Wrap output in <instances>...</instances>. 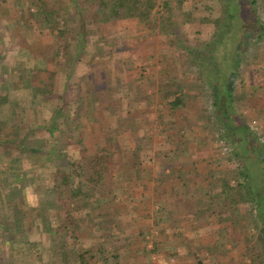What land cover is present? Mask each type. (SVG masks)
Listing matches in <instances>:
<instances>
[{"label":"rangeland","instance_id":"rangeland-1","mask_svg":"<svg viewBox=\"0 0 264 264\" xmlns=\"http://www.w3.org/2000/svg\"><path fill=\"white\" fill-rule=\"evenodd\" d=\"M47 1L49 4L61 2L60 5L70 11L53 26L54 29L69 30L66 38L59 39L57 30L52 33L48 26L42 27L29 20L25 3L6 0L1 3L2 6L0 4V129L6 128L3 116L7 103L17 115L14 122H9L14 127V135L32 138L34 144L44 150H67L72 159L80 156L85 145L89 147L92 144L95 149L112 151L115 154L114 164L106 170V189L96 191V197L101 200L92 209V218L118 210L120 218H123V227L120 225L119 228L121 237L132 233L127 228L125 212L132 210L134 194L138 196L145 189L152 188L149 178H157L156 173L162 172L157 167L160 162L171 166L164 170L169 175L177 171L182 175L183 170L184 173L191 170L190 165L196 167L191 175L198 180V185L193 191L205 194L203 197L220 192L218 176H209L208 170H204L205 164H212L214 159L218 171L230 176L237 175L236 167L240 168V164L234 156V147L226 142L228 134L223 123L220 124L214 117V109L209 103L211 90L204 85L188 51L208 41L214 27L183 24L185 17L182 13L191 8L196 17L214 18L217 16V12L213 11L218 9L217 2L188 0L181 9L175 8L171 19L177 26L183 25L176 35L161 32V18L167 14L163 3L177 6L175 0H156L158 5L151 12V20L145 24L136 18L110 22L102 26L100 34L89 24L83 49L78 53L80 56L73 60L76 43L69 34L76 22L71 13V3L68 0ZM258 9L264 25V0H259ZM58 13L55 15L58 16ZM13 26L37 55L25 50L26 55L19 53L12 40ZM242 39L249 44L250 52L229 79L232 78L231 86L235 85L233 99L236 102L240 101L239 96L248 92L249 84L262 88L250 101L237 104L241 117L254 133L256 152L253 155H256L264 153V34L247 32L242 34ZM217 55L215 52L208 54V65L213 70L214 61L218 62ZM194 58L197 59V56ZM46 69L56 74L52 89L25 85V79L35 76L45 85V81H49ZM53 94L63 95L68 103L62 120L52 117L56 100L45 104L43 99L45 95ZM174 98L184 100L186 107L183 110L171 109V112L167 104ZM247 105H252L254 110L248 109ZM51 125L56 126L53 134ZM28 128L32 133L25 136ZM173 132L176 135L170 140ZM239 136L231 135L230 138ZM19 157L17 152L0 151V264H20L23 261L47 264L44 261L47 223L58 210L53 193L48 191L53 169L32 165L27 159H20L22 167L11 168L10 160ZM225 174L221 176L225 177ZM210 181H213L212 185H207ZM255 188L264 196L262 181ZM241 191L240 195L235 192L230 194L228 201L209 199L208 204L203 206V215L214 217L218 228L225 224L222 227L225 229L202 234L185 231L184 239L194 240L197 246L201 245L200 235L204 244L209 242L210 237L216 242L211 250H207L212 264H264L262 228L256 223L254 199ZM109 198H113L112 201ZM216 203L218 207L214 206ZM156 209L153 207V210ZM150 211L144 214L145 221L151 222L155 218L156 215H151ZM29 213L34 225L32 233L26 230ZM56 213L60 221L64 220V214L60 211ZM75 213L81 223L77 230L80 243L97 244L100 228L95 221L98 219L90 225L83 212L75 210ZM17 219L22 221V225L16 228ZM18 231L22 233L23 243L36 246H32V252L27 256L26 251L16 250L24 246L17 242L14 232ZM139 232L137 237L116 243L120 250L138 249L130 252V264H166L174 256L177 264H182L171 251L174 246L157 248L153 245L155 237L151 232ZM128 241L133 244L129 245ZM38 244L42 245L40 250Z\"/></svg>","mask_w":264,"mask_h":264},{"label":"trees","instance_id":"trees-1","mask_svg":"<svg viewBox=\"0 0 264 264\" xmlns=\"http://www.w3.org/2000/svg\"><path fill=\"white\" fill-rule=\"evenodd\" d=\"M4 1L6 0H0V4L2 2L5 3ZM18 1L21 2V4L25 3V11L29 20H33L42 27L48 26V29L51 30L52 33L54 30H57V38L59 39L66 38L68 35L67 31L69 30L64 31L61 29H54L53 27L60 17L70 12L66 11L65 6L60 5L61 2L59 4L56 2L49 4L47 0ZM68 1L71 3V8H73L71 13H73L76 22L74 29L71 30V34H69L71 35L70 39L76 43L74 46L75 48H73V50L75 49L76 56L73 60H77L80 56L78 53L83 49L89 24H92L99 34L102 26L110 22L136 18L140 23L145 24L151 20V12L158 5V1L156 0ZM175 1L177 6H170L167 2L163 3L167 14L161 18V32L166 34L176 35L183 26L182 24L177 26L176 23L172 21L171 17L173 16V10L175 8L181 9L183 3L188 0ZM213 1H216L218 4V9L213 10L217 12L216 17H196L193 10L190 8L182 12L185 17L184 23H182L205 24L214 27L213 33L208 41L202 42L200 45L193 48H189L188 51L191 55V59H193L194 67L201 74V79L205 83L204 85H208V88L211 90L209 103L211 108L214 109V117L220 124L223 123L228 134L226 142L234 147V156L238 160L237 162H239L240 168L236 167L237 175L230 176V174L228 175L227 173L225 174L222 171H218L219 168L216 167L217 164L214 163L215 160L213 159V161H211L212 164H205L204 170H208L207 174L209 176H218L217 183L221 189L220 192L218 191L215 193L213 196L214 199L217 198L219 199L218 201L226 199L228 201L231 197L230 194L235 192L240 195L242 192L241 190H243L245 194L253 196V206L256 212L255 219L257 221L256 223L262 228L261 239L264 248V196L261 195L259 189L255 188V185L260 184V181L264 184V153L253 155L256 152L254 133L249 129L245 119L241 117L237 109L238 103L250 101V99L255 96V93L262 88L259 89L257 85L249 84L247 86L248 92H244L241 97L239 96L238 99H240V101L238 100V102L233 99L235 85L233 84L231 86L232 90L228 89L229 77L234 73L233 70L238 68L239 65L246 60L250 52V46L244 42L242 34L247 32H254L260 35L264 34V25L259 16V0ZM31 9H33V11H31ZM61 10L63 12L58 13ZM56 12L58 16L55 15ZM14 26H16V23H14ZM11 33H14L12 40H14V43L17 45L20 54L26 55L23 52V50H25L31 55H37L27 40L19 35L18 29L14 27V31L12 29ZM16 36L18 37L17 39ZM210 50H212V52H210ZM214 52L218 54L216 56L218 62L214 61L215 64L213 65L215 67L213 70L208 65V54L210 55V53L213 54ZM194 56H197V59L194 58ZM46 71L49 81H45V85L43 82L39 81V77L37 76L30 80L28 78L25 79V85L29 88L33 85L35 88L41 86L46 90L52 89L56 74L55 71H50V69H46ZM43 99L45 100V104L51 100H56L52 111L53 118H61V120L65 118L63 115L68 109V103L65 102L63 95H45ZM167 105L171 112V109L183 110L186 107L184 100L180 98H174L173 102H169ZM247 108L254 110L252 105H247ZM4 111L6 114L3 116V121L6 128L0 129V151L3 153L13 151L19 153L21 156L18 159L15 158L10 160L9 166L11 168H20L22 167V165H20V159H27L32 165L38 167L47 166L53 169L48 191L53 193V201L57 203L56 207L58 210L54 211V217H50L47 223L48 234L46 245L44 244L46 250L44 261L47 264H130L132 261L130 259V252L138 249L120 250L116 246L117 242L127 241L129 239L128 236L121 237L122 232L119 228L120 225L123 227V224L122 221L118 220L116 215L120 212L116 210L115 212L104 213L99 217L92 218V209L96 208V204L98 205V201L101 200L99 197H96V191L98 192L99 190L106 189V170L114 164L115 154L112 151H102L100 148L95 149L92 144L89 145V147L85 145L82 153L76 159L70 158L67 150L55 149L52 152L44 150L43 147L36 146L32 138H20V134L14 135V127L11 126L9 122H14L15 120L13 119H15L17 115L11 111V107L7 103L4 105ZM76 123L78 124V122ZM51 126V134H53L56 130V126ZM25 132L24 135L26 136L31 134L32 130L28 128ZM174 134L176 135L175 132L171 133L170 140L174 139ZM231 135L240 136L239 138H230ZM93 150H96V152H93ZM230 160L234 162L232 159ZM167 166L168 163H166L165 166L163 165L162 172L156 173L157 177L163 176V181L165 180L164 176L169 175L165 174L164 170L171 168L170 165ZM189 167L191 170L186 174L191 175L196 171V167L191 165ZM222 173L225 174V177L221 176ZM232 181H234V184H231ZM212 183L213 181H210L207 185H212ZM94 196L97 199L94 198ZM112 199L113 198H109L110 201H112ZM75 210L83 212L84 218L88 220V224L90 225L94 224V221L98 219L97 222L95 221V224L100 228V235L98 236L99 242L97 244L91 246L84 242L80 243L77 230L81 223L75 215ZM57 211L64 214V220H59L56 213ZM26 220L28 223L26 230H31L30 232L32 233L34 225L30 219V213L29 218L27 217ZM16 222V228L22 225L21 220L17 219ZM4 231L8 233L5 229ZM171 232L172 231L169 233ZM174 233L175 232H173V234ZM14 234L17 237V242L19 241L21 244H24V246L16 248L17 252L19 250L23 252L26 251L27 254L25 253V256H27L28 253L30 254L32 252L31 248H36L34 245L23 243L22 233L20 231L14 232ZM128 244L132 245L133 243L130 241ZM38 245L37 248L40 250L42 245ZM136 260L140 261V259ZM20 264H29V262L23 261Z\"/></svg>","mask_w":264,"mask_h":264},{"label":"crops","instance_id":"crops-1","mask_svg":"<svg viewBox=\"0 0 264 264\" xmlns=\"http://www.w3.org/2000/svg\"><path fill=\"white\" fill-rule=\"evenodd\" d=\"M162 165L163 162H160L157 167L162 170ZM177 172L173 175L164 176V181L163 176H158V180L149 178L150 183L152 182V185L149 186L152 188L145 189L138 196L134 194L133 199L135 202L132 205V210H129L128 213L125 212L128 217L126 221H128L129 226L127 228L132 232L128 238L137 237L140 233L139 231L151 232L152 237L153 235L155 237L154 244L153 240L152 244L157 248L174 246L175 248L171 251H174L173 253L176 254L177 260L181 261L182 264H212L208 259L207 250H211L212 245L216 242L212 241L210 237L209 242L204 244L202 243L204 238L200 235L201 245L197 246L194 240L188 241L184 239V235L185 231L202 234V232L225 229V227L222 228L225 224L218 228L217 220L214 217L209 218V216L203 215V211L205 212L203 206L208 204L209 199H214L213 196L215 194L203 197L205 194H200L196 190L193 191V189H196L195 185H198V180L194 178V175L186 174L184 170L182 175ZM144 182H147V180H144ZM147 184L149 183L147 182ZM201 187L204 188V186ZM204 191L207 192L206 190ZM214 201L217 202L218 200L215 199ZM128 205L130 206V203ZM217 205L218 203L214 206L218 207ZM153 207L157 209L153 210ZM150 209L151 215L154 214L156 216L153 221L148 222V220L145 221L144 214H147ZM116 215L118 220L123 222V218H120L122 217L120 213ZM170 231L172 232L169 233ZM173 232L175 233L173 234ZM193 237H195L194 234ZM146 239L148 240L149 237L146 236ZM196 241L198 242V240Z\"/></svg>","mask_w":264,"mask_h":264},{"label":"built area","instance_id":"built-area-1","mask_svg":"<svg viewBox=\"0 0 264 264\" xmlns=\"http://www.w3.org/2000/svg\"><path fill=\"white\" fill-rule=\"evenodd\" d=\"M166 264H177V261L174 259V257H171V258L168 259Z\"/></svg>","mask_w":264,"mask_h":264},{"label":"water","instance_id":"water-1","mask_svg":"<svg viewBox=\"0 0 264 264\" xmlns=\"http://www.w3.org/2000/svg\"><path fill=\"white\" fill-rule=\"evenodd\" d=\"M231 83H232V78L229 79V82H228V89L230 90L231 88Z\"/></svg>","mask_w":264,"mask_h":264}]
</instances>
